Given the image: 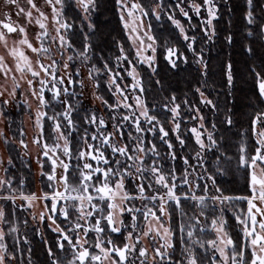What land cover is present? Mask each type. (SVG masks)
<instances>
[{"label": "snow or ice", "instance_id": "obj_1", "mask_svg": "<svg viewBox=\"0 0 264 264\" xmlns=\"http://www.w3.org/2000/svg\"><path fill=\"white\" fill-rule=\"evenodd\" d=\"M44 2L51 8V20L56 25L55 35H50L46 24L49 17L37 6L36 0H26L27 8L21 6L18 0H7L8 5L15 7L17 17L25 18L29 25L35 21L39 26L41 31L36 34L39 46L29 40L26 25L14 23L10 14L0 20V47L5 53L0 55V122L6 124L11 134L7 135L4 129H0V141L9 153L6 162L0 158V168L4 171V175H0V264H16L17 253L23 255L24 249L20 245L21 239L23 243H28L26 235L22 238L13 236L11 248L6 240L19 232L17 209L32 208L37 202L44 203L39 221H50L51 231L57 234L54 246L44 239L51 264H62L54 248L65 254L66 264H205V261L207 264H264V111H257L250 121V141L254 146L250 148L242 140L237 152L229 156L227 149L219 151L222 145L215 135L217 123L211 124L212 131L206 127L207 120L199 105L217 115L220 108L216 101L205 95L203 85L195 88V93L200 97L198 104L191 103L187 98L182 104L177 103V97L172 95L162 105L150 106L144 98L146 90L137 71L138 64H147L153 74L156 72L158 38L152 35L151 24L145 27L144 20L154 16L159 21L166 16L179 30L187 50L193 53L201 76L207 77L209 70L203 49L197 51L195 47L200 37L188 35V30L194 27L190 23L193 18L190 13L199 18L203 43L208 44L216 36L214 22L220 19L218 0H176L174 5H165V0H154L155 6L150 8L141 0H115L119 19L125 30L131 29L129 38L137 45L134 60L129 59L123 47H120V54L116 56L119 69H114L110 59L102 55L97 63H92L97 57L94 51L97 46L93 44L96 24L92 19L98 10L97 0ZM66 3L69 8L74 3L81 12V49L75 48L69 39V33L75 31V20L66 18ZM224 3L227 4L228 0H224ZM245 6V37H252L253 40L244 45V51L254 56L253 44L258 42L264 46V23H261L264 21V0H245ZM177 10L189 21L187 30L173 14ZM13 33H19L20 38L9 47L8 36ZM49 38L52 44L45 43ZM226 42L233 44V35L229 34ZM53 46H56L58 56L53 54ZM29 50L37 57L35 63L27 54ZM163 51L164 59L172 69L178 68L181 61L188 63L187 57L176 47L169 46L167 40ZM149 52L150 55L146 54ZM66 53L72 54L65 58ZM8 57H11V64ZM77 62L87 67V79L92 82L94 90L101 88L100 77H107L104 84L114 102L110 103L97 91L92 93L108 112L107 120L95 110L89 112L80 103L85 85L83 79H77L81 77ZM72 68L75 70L70 71ZM221 72L229 89L227 95L231 97L236 79L231 60L221 66ZM249 72L256 80L259 100L264 102V71H257L253 66ZM125 77H131L132 83L122 84ZM156 83L161 82L157 80ZM25 84L27 90L21 92ZM75 85L81 88L79 94L73 87ZM129 90L133 95H129ZM29 95L37 105L34 114ZM20 96L24 97L23 101L19 100ZM21 105L27 106L29 119L36 129L32 144L39 149L36 156L40 165L39 175L44 187L50 190L41 191L39 195L26 194L21 190L24 181L21 180L17 188L15 178L7 175V166H14V158L23 162L29 155L28 143L23 138L25 130L14 128L15 121L10 117L11 108ZM182 107L186 108V112L181 111ZM49 109L52 110L51 114ZM79 112L84 115L79 117L78 122L74 116ZM190 122L193 126L186 127L184 132L194 140L195 156L181 157L175 146L179 144L181 151L188 146L181 128L182 124ZM49 123L56 141L52 145L47 142L49 137L46 135V125ZM166 123L171 127L166 128ZM221 123L227 125L229 130L233 127L231 108L227 109ZM74 135L77 137L76 143L83 145L75 153L72 147ZM149 135L153 137L152 140L148 139ZM239 135L247 136L248 133ZM156 136L167 149L163 156L155 142ZM20 150H23V155ZM208 152L215 157L211 174L207 166ZM73 158L76 160L75 166L72 164ZM177 159L186 166L180 175L175 166L164 167L167 160ZM193 159L197 161L195 165L190 163ZM46 163L50 166L47 172L44 170ZM58 169H62V173ZM233 171H243L250 195H225L224 189L218 186L217 177H227ZM70 176L78 183H70ZM199 181L207 182L201 184ZM128 184L133 185L131 190ZM201 189L203 194L197 195V190ZM17 200L23 203L17 204ZM136 201L141 202L140 206ZM185 201L193 202V215L185 211ZM240 201L247 204L246 211L234 207ZM3 202L12 205L10 214L6 211L7 204ZM209 208L213 213L218 208L219 215H213L211 219L215 238L205 241L195 238L194 229L199 228L201 233L204 232V228L199 227L200 218L207 219ZM229 210L242 234L239 242L234 241L227 231L228 220L224 217ZM174 211L179 213L181 219L178 231L182 251L178 260L173 259L177 234L172 224ZM9 215L12 219H9ZM57 218H62L66 225L62 227L58 224ZM33 220H36L35 215ZM23 223L27 227L29 222L24 220ZM35 232L43 238L39 228ZM92 233L95 236L90 239ZM114 236L123 237V240L117 243ZM145 240L149 246H142ZM200 249H204L203 256ZM31 253L32 249L29 248L27 264H32Z\"/></svg>", "mask_w": 264, "mask_h": 264}, {"label": "trees", "instance_id": "obj_2", "mask_svg": "<svg viewBox=\"0 0 264 264\" xmlns=\"http://www.w3.org/2000/svg\"><path fill=\"white\" fill-rule=\"evenodd\" d=\"M218 2L220 5V19L214 22L216 27V36L214 37L212 42L208 44L203 43L204 37L199 29L200 20L195 15H192L193 18L190 22L194 27L191 30H188L189 36L195 35L200 37V40L197 42L195 47L197 51H200L201 48L203 49L204 59L208 63L209 74L207 77L201 76L200 71H198V66L194 62L193 53L187 50L186 42L183 40L178 29H176L175 26L167 20L166 16L162 17L159 21H157L154 16H150L149 18L145 19L147 25H152V35L158 38L155 74H153L152 70H150L146 65L138 64L137 71L140 75L142 87L146 90L144 98L147 100L150 106L162 105L165 102L166 98L171 97L172 95H175L177 97V103L182 104L185 98H187L191 103L198 104L200 97L195 93V88L203 85L204 89L209 92V95L215 99L220 108V113L219 115H217L216 113L209 111L207 107L199 105L202 109V114L206 117L207 120L206 127L209 131H212L211 124L213 122H216L217 130L215 134L225 137L227 141L226 144H230L232 147V152L236 153L238 145L242 141L239 132L248 133V135L244 137L247 138V141L249 143L251 137V118L257 111H264V103L259 100L256 80L254 76L249 72V68L253 66L256 67L257 71H264V67H262V65H264V58H262L263 46H261L258 42L254 43L253 47L255 48L256 54L254 56L246 55V57H248L247 59L245 57L242 58V42L240 43V40L237 39V35L234 31H228L227 23L228 21H230L234 30H240L241 27L243 28V9L240 5H238L239 3L237 2V0H228L227 4L224 3V0H218ZM97 3L98 10L92 16V19L96 24L95 35L93 36V44L97 46L94 49V51L97 53V57L96 59L92 60V63H97L99 57L102 55L103 57L110 59L111 65L114 69H119V65H117L116 63V56L120 54V47H123L124 52L129 56V59L134 60V51L119 19L115 0H97ZM141 3L150 8L153 7L154 0H141ZM165 5H167V3H165ZM65 8L66 18L69 19V21L75 20V31L74 33H69V39L73 43L75 48L81 49L83 44V35L80 30V14L77 9H74V5L71 8L66 5ZM229 8L232 9L231 12L228 11ZM178 20L181 21V23L187 30L189 21L183 16H179ZM261 23H264V21H261ZM229 34L233 35L234 38V42L231 45L226 42V38ZM165 40H167L170 46L176 47L181 53H183L187 57L188 63H184L183 61H181L178 68L172 69L165 61L164 52L160 48L161 42H164ZM252 40V37H244L245 44L246 42L248 44ZM229 60H231L233 64L234 74L236 77L235 88L232 90L231 97L227 95L229 89L226 86V82L223 80V75L221 72V66L223 64H226ZM124 67H127V64H125ZM100 79L101 88L98 90V94L104 96L105 99H109L110 103H113L114 100L110 97V94L107 92L106 86L104 84L105 77L101 76ZM157 80H159L161 83L157 84ZM205 80L207 81L206 84ZM123 83L129 84V78L125 77ZM73 87L77 92L78 86L75 85ZM227 101H231V103ZM228 108L232 109V118L234 121V125L230 130L227 128V125L221 123V121H223L225 115L227 114ZM51 111L52 110L49 109V114H51ZM157 111L160 110L157 109ZM181 111L186 112V108L182 107ZM153 114L156 113L154 112ZM83 115V112H79L78 115L74 116V119L79 122V117ZM14 121L15 123L19 124V116L14 117ZM189 124H191V122L187 125L182 124L181 131L184 132V129L188 127ZM165 127L170 128L171 126L170 124L166 123ZM241 127H244L246 131H242ZM46 135L49 137L47 142L49 144L52 143L54 141V134L51 132L50 123L46 125ZM184 135L187 137L188 146L181 151V146L179 144H176L175 147L178 155L181 157L185 155L195 156L196 146L194 144L193 138L187 132H184ZM148 139L152 140L153 137L149 135ZM76 140L77 137L74 135L72 138V147L74 153L83 146L82 144H77ZM121 142L123 143V141ZM155 142L157 143L158 149L163 156V154L167 152V149L164 145L160 144L159 136L155 137ZM219 151H224V147L222 146ZM207 160V166L210 169L209 174H211V171L214 168L215 161V157L212 155V152H208ZM190 163L194 165L195 160H191ZM72 164L73 166H75V158H73ZM173 166H175L178 170V175L182 174L184 168L186 167L180 159H177L176 161L167 160L164 165L166 169ZM44 170L46 172L49 171V165L47 163ZM7 175L15 178V186L17 188L20 187V181L23 180L24 185L21 190L26 194L35 192L33 174L27 159L23 160L22 162L21 159L14 158V166L9 167ZM71 178L72 177L70 176L69 179ZM217 181L218 186L224 189L225 195L247 196V194L240 190L237 182L229 175L223 178L217 177ZM199 182L203 184L207 181ZM39 187L40 192L50 191L42 184V178ZM132 187V184H128L129 190H131ZM184 190L186 189H182V191ZM196 194L202 195V189L197 190ZM209 194L211 195L214 193ZM3 203L7 204L6 211L10 214L12 212V205L9 202ZM16 203L19 204L18 201H16ZM140 203V201H136L137 206H140ZM183 207L189 215L194 214L193 202L185 201L183 203ZM234 207L238 210L246 211V203L243 201L236 202L234 204ZM208 213H210V208L208 210ZM17 214L20 218L18 223L19 232L15 235L8 236L6 243H8L9 247L11 248V246L14 244L13 236L22 238V235H26L28 243H23V240L21 239L20 246L24 249V252L23 255L17 253L16 264H21V262H23V264H27V260L29 259V248L32 249V264H51V259L48 257L45 250L44 239L48 240L50 244L54 246L57 239V234L51 231L46 222H43L41 226L43 236L42 238L40 235L36 234V228L32 227L29 223L28 226L25 227L23 221L28 219L22 220V217L24 216L23 210L17 209ZM214 215L216 214L214 213ZM73 218H75V213H73ZM224 218L228 220L227 231L232 236L234 241L239 242L242 239V234L236 224L235 219L233 218L232 213L227 212ZM9 219H12L11 215H9ZM180 222L181 219L179 213L174 211L172 224L174 229L177 230V234L174 238V243L176 245L175 252L173 254L174 260H178L181 258L182 248L179 243L180 233L178 231ZM57 223L61 224V226L64 227L67 222L63 221L62 218H57ZM208 227L209 218L207 217V219L204 218L203 233L199 231V228L194 229V231L196 232L195 238H199L205 241L212 239L213 234ZM94 236L95 233H92L89 238L91 239ZM113 238L117 243H120V241L123 240V237L114 236ZM54 251L56 252L57 257L61 259L62 264H66L65 254L59 252L55 248ZM199 252L201 256L204 255V251L199 250ZM205 264H207V261H205Z\"/></svg>", "mask_w": 264, "mask_h": 264}, {"label": "rangeland", "instance_id": "obj_3", "mask_svg": "<svg viewBox=\"0 0 264 264\" xmlns=\"http://www.w3.org/2000/svg\"><path fill=\"white\" fill-rule=\"evenodd\" d=\"M235 1V0H234ZM19 2V4L21 5V6H24L25 8H27V4H26V0H19L18 1ZM73 2V0H68V3H72ZM175 2H176V0H165V3H167V5H174L175 4ZM198 2H199V0H198ZM237 2L239 3L238 5H240L241 6V8L243 9V15H242V18L245 16V12H246V6H245V0H237ZM36 3H37V6L39 7V8H41V10H43L45 13H46V15H48V17H49V19H48V21H46V24H47V29H48V31H49V33H50V35H55V27H56V25L54 24V22L51 20V8H49L46 4H45V2H44V0H36ZM67 5V3L65 4V6ZM73 5H74V9L76 10L77 9V11L79 12V14H80V18H81V12H80V9L79 8H77L76 6H75V4L73 3ZM155 5H153V7H154ZM227 10V9H226ZM4 11H6V12H9L11 15H12V17H13V22L14 23H18V24H22V25H26V30H27V33H28V38H29V40L31 41V42H33V44L35 45V46H39V42L36 40V34L38 33V32H40L41 30L39 29V26L35 23V21H33V23L32 24H27V21L25 20V18H23V17H17L16 15H15V12H16V9H15V7H13V6H10V5H8V3H7V0H0V15H1V12H4ZM174 15H175V17L178 19V17L179 16H181L180 14H179V12H178V10L176 11V12H174L173 13ZM36 15V13H34V16ZM190 15H194V14H192V13H190ZM202 15H206V13H202ZM1 17V16H0ZM80 22H81V20H80ZM245 23V24H244ZM144 24H145V27H147V24H146V22H145V20H144ZM123 25V24H122ZM243 28L241 27V29L240 30H234L232 27V24L230 23V21H228V23H227V27H228V31L230 32V31H234L235 33H236V35H237V39H239L240 40V43L242 42V44H241V47H242V49H241V52H242V58H248V57H246V55L247 56H250L249 54H247L245 51H244V45H246L247 44V42H246V44H245V41H244V33L246 32V22H245V20H244V22H243ZM124 28V27H123ZM179 31V30H178ZM124 32H125V34H126V36H127V38H128V40H129V42H130V44H131V46H132V49H133V51H134V59L136 58V56H135V53H136V44L134 43V40L133 39H130L129 37H130V35H132V33H131V29H128V30H125V28H124ZM20 38V34L19 33H13V34H9V36H8V44H9V47H11L12 46V42L14 41V40H18ZM243 40V41H242ZM245 40H246V38H245ZM165 42V41H164ZM164 42H161V44H160V48L162 49V51H163V45H164ZM45 43L46 44H52L53 42L51 41V39L49 38L48 40H46L45 41ZM146 43H147V41H146ZM169 45V44H168ZM170 46V45H169ZM157 47H158V45H157ZM240 48V47H239ZM52 52H53V54H56L57 56L59 55L58 53H57V51H56V46H53L52 47ZM164 52V51H163ZM3 54H5L4 53V49L2 48V47H0V55H3ZM27 54L29 55V57L31 58V60L33 61V63H35V61H36V59H37V57H36V55L35 54H33V53H31L30 52V50L29 51H27ZM68 54H72V53H66L65 54V58H66V56L68 55ZM146 54H148V55H150L151 53L149 52V53H146ZM164 55H165V53H164ZM262 58H264V46H263V54H262ZM8 62L11 64L12 63V60H11V57H8ZM48 61H45V63H47ZM121 63H122V61H121ZM144 65H146L147 67H148V65L147 64H144ZM77 66L78 67H80L81 68V77H78V79H83L84 80V85H85V87H84V89H83V96H81L80 97V103L85 107V108H87L88 109V111L89 112H91V111H93V110H95L99 115H101V116H103L106 120L109 118V114H108V112L104 109V107H103V105L100 103V101L99 100H96L95 99V96H93V91H97V94H98V90H94L93 89V87H92V82H90L88 79H87V67L86 66H84V65H82V64H80L79 62H77ZM62 67V66H61ZM125 68H127V67H125ZM149 68V67H148ZM150 70H152L151 68H149ZM75 69L74 68H72V69H70V71H74ZM105 77V81L107 80V77L106 76H104ZM30 78V77H29ZM129 78V81H130V83L129 84H131L132 83V78L131 77H128ZM9 83H10V81H9ZM122 84H124L123 83V81H122ZM78 86V91H77V93L79 94L80 92H81V88H80V86L79 85H77ZM27 90V85L25 84L22 88H21V92H25ZM99 95V94H98ZM129 95H133V93L129 90ZM205 95L206 96H209L208 98L209 99H212L213 101H215V99L212 97V96H210L209 95V92H207L206 90H205ZM49 97H50V94H49ZM23 99H24V97L23 96H20L19 97V100L20 101H23ZM28 99H29V102L31 103V106H32V109H33V114H34V110H35V108H36V102L34 101V100H32V98H31V96L29 95V97H28ZM131 102V101H130ZM264 103V102H263ZM122 111H127V110H122ZM19 116V121H20V123L19 124H17V123H15L14 125H13V127L14 128H23L24 130H25V133H26V135L23 137L25 140H26V142L28 143V152H29V155L27 156V157H25L24 158V160L25 159H27L28 160V162H29V165H30V168H31V171H32V174H33V179H34V183H35V192L34 193H37V195H39L41 192H40V182H41V176L39 175V172H40V165L37 163V161H36V156H37V153H38V151H39V149L36 147V145H34V144H32V140H33V138H34V136L36 135V129H35V127H34V124H33V122H32V120H30L29 119V114H28V110H27V106L26 105H21L20 107H17V106H13L12 108H11V110H10V117H11V119L12 120H14V117H18ZM196 123H198V121L196 122ZM171 126V125H170ZM193 126V124L191 123V124H189L188 125V127L187 128H190V127H192ZM246 127V126H245ZM0 129H4L5 130V133L7 134V135H11L10 133H8V131H7V127H6V124L5 123H3V122H0ZM241 129H242V131H246V129L244 128V127H241ZM239 133H244V132H239ZM216 135V134H215ZM241 136V140H243V141H245V142H247L248 143V141H247V138L246 137H244V136H242V135H240ZM216 137H217V139H218V141H220V143H221V145L224 147V150L225 149H227V155H229V156H232L233 154H235V153H233L232 152V147H231V145L229 144V145H227L226 144V138L225 137H223V136H218V135H216ZM18 139H19V137H17V143H18ZM56 141H55V139H54V141L52 142V143H50V145H52V144H54ZM122 143V142H121ZM249 147L251 148V147H253L254 145L251 143V141L249 140ZM21 151V155H23V150H20ZM0 158H2L5 162L7 161V158H8V153H7V151L5 150V148H4V145H3V143H2V141H0ZM65 159H67V158H65ZM197 163V161L195 160V164ZM194 164V165H195ZM7 166V165H6ZM8 168L10 167V166H7ZM49 171H50V166H49ZM62 169H58V172H61L62 173ZM0 175H4V171H3V169L2 168H0ZM230 177H232L236 182H237V184L239 185V187H240V190H242L245 194H247V196L248 195H250V192H249V189H248V187L246 186V180H245V178H244V175H243V171H241V172H235V171H233V172H230L229 174H228ZM193 179H195V174L193 175ZM69 181H70V183H78V181H76V180H73L72 178L71 179H69ZM209 186L211 187V185H210V183H209ZM18 201V203L20 204V203H23L22 201H20V200H17ZM50 203V202H49ZM209 204H211V201H209ZM246 210H247V204H246ZM24 211V216L22 217V220L23 219H28V221H29V224L32 226V227H35V228H39V230H40V232L42 233V229H41V226H42V223L43 222H46L47 223V225L49 226L50 225V221H48V220H45V221H43V222H40L39 221V219H38V217H39V214L42 212V211H44V203L43 202H37L32 208H26V209H24L23 210ZM228 212H230V213H232V211L231 210H229ZM196 214L198 215V211L196 212ZM215 214L216 215H219V209L217 208V211L215 212ZM35 215V217H36V220H33V216ZM213 215H214V213L211 211V208H210V213H208L207 214V217L209 218V230L212 232V234H213V238L212 239H214L215 238V234H214V232L212 231V229H211V219L213 218ZM210 216V217H209ZM201 219V225H200V227H204V218L203 217H201L200 218ZM50 228V227H49ZM239 228V227H238ZM6 230V229H5ZM13 235H15V234H13ZM23 236H25V235H22V237ZM41 236V235H40ZM142 246H149L148 245V241L147 240H145L144 241V243H143V245ZM201 251H204V249H200ZM208 252H209V254L211 253V250L209 249L208 250Z\"/></svg>", "mask_w": 264, "mask_h": 264}, {"label": "flooded vegetation", "instance_id": "obj_4", "mask_svg": "<svg viewBox=\"0 0 264 264\" xmlns=\"http://www.w3.org/2000/svg\"><path fill=\"white\" fill-rule=\"evenodd\" d=\"M18 1H19V0H18ZM8 14H10V13H9V12H6V11L1 12L0 20H3V19L5 18V16L8 15ZM10 15H11V14H10ZM11 19H12V21H13V17H12V15H11Z\"/></svg>", "mask_w": 264, "mask_h": 264}]
</instances>
